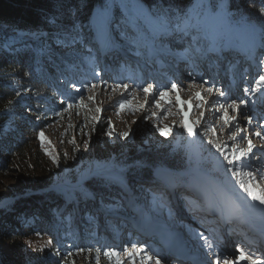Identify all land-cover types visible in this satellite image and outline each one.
<instances>
[{
	"label": "trees",
	"instance_id": "16d2710c",
	"mask_svg": "<svg viewBox=\"0 0 264 264\" xmlns=\"http://www.w3.org/2000/svg\"><path fill=\"white\" fill-rule=\"evenodd\" d=\"M121 1L127 12L120 8V0H0V178H6L5 174L9 172L16 173V169L13 168L17 165L15 159L19 161L31 156L33 149L37 148L35 143L43 126L61 117L56 115V112H66L64 111L66 105L59 103L60 99L65 98L61 89L66 88L59 70L65 68V77H68L67 70L75 73L81 68L92 66L96 46L89 42L101 35L98 31L97 14L105 5H111L109 23L112 26H120L127 30L125 22L131 14L145 29L147 35L157 37L160 33L169 34L170 31L166 33L161 31L137 11V6L153 12L157 8L171 9L169 15L172 17L177 13L181 15L190 13L192 24L196 25L197 21L203 23L207 15L214 10V5L220 2V0ZM226 2H230L231 11L255 24L257 29L264 24V17L259 15L262 0ZM139 15L149 25L145 24ZM229 23L233 22L224 24L208 22L207 29L220 40ZM72 24L75 25L78 38L75 43L67 45L63 39H57V36L59 30ZM172 27H175L174 23ZM118 40V44L128 52L136 49L126 37L121 36ZM17 91L21 93L19 98L16 96ZM99 128L97 127V130ZM96 142L97 145L107 142V146H110L114 153L98 155L96 159L93 158L91 165L83 168L81 174L68 176L66 180L71 185L79 183L83 178L86 179L81 187L67 192L66 196L60 191L57 194L56 190L49 189L55 184L54 180L38 177L26 181L22 179L16 187L7 190L5 194H0V204L18 198L12 200L4 209L0 208V264H28L20 262L15 255L7 254L8 252L2 248V240L9 238L11 243L21 244L25 234L30 231L47 236L64 255L67 251H73V256L68 257L71 264L72 257L82 254L75 251L82 244L81 227L73 221L71 201L82 208L86 203L96 202L97 207L103 211L130 215L127 200L118 184L111 180L88 176L91 168L96 173H108L107 176H114L133 188L131 184L134 180L150 179V171L153 168L181 172L189 170L195 162V148L190 139L188 141L183 139L181 146L175 150L171 146H160L157 142L138 145L131 137L118 144L115 138L108 139L105 133H101ZM203 167L215 178L228 181L236 188L235 180L230 174L226 177L222 170L213 169L209 165ZM173 176L178 178L177 175ZM136 188L143 190L142 185H137ZM27 195L29 196L19 198ZM135 199L140 206V200ZM117 201L120 202V206L115 211L107 207L115 205ZM64 202L69 208L66 212H61L64 210L62 208ZM41 208L45 211L43 212ZM94 211L93 208L85 213L84 220L87 225L92 223L90 216ZM88 236L89 245H94L95 236ZM95 250L84 253V264H97ZM52 251V247L43 251L41 258L33 259L32 264H41ZM103 252L104 250H101L99 254L98 264H101L100 258L111 263V259L104 256Z\"/></svg>",
	"mask_w": 264,
	"mask_h": 264
},
{
	"label": "rangeland",
	"instance_id": "374dc122",
	"mask_svg": "<svg viewBox=\"0 0 264 264\" xmlns=\"http://www.w3.org/2000/svg\"><path fill=\"white\" fill-rule=\"evenodd\" d=\"M120 8L125 11L126 6L122 3L120 0ZM130 18L131 15H130ZM139 18L142 20L141 15H139ZM134 19V16H133ZM144 23L145 21L142 20ZM146 24V23H145ZM110 25L108 22L106 25V28ZM116 26V25H114ZM113 26V28H115ZM206 25L199 26V28L194 27L191 30H189L187 33L171 30L170 33L167 36H160L159 37H152L151 39L157 38V45L158 47H161L163 45V49L161 50L166 51L167 57H165V53H162L161 56L162 59L167 60V63H174L177 54H181V58L186 60V62L189 63L191 66L194 62H204L199 59H194V50L198 48H203L205 46V38L208 37V41L214 39L213 35L207 31ZM141 27V26H140ZM174 28V27H173ZM109 30V28H107ZM143 30L144 28H138L136 27V33L133 31L128 32L123 30L121 27L116 26V28L113 30V38L110 39L108 37V32L106 34L103 32L102 35L97 36L96 38L92 39L93 41L89 42L90 44H94L96 46V50L93 53L94 60H95V66L100 68L101 61V52L103 49H105V53L108 55H113L116 58L117 61L115 64L111 66L112 70L114 69L118 70L119 74H124L126 78H128V81L125 83H128L129 85L132 84L135 87H130L129 92L133 93L135 98L129 97L128 93L124 92V90L116 89L115 91L112 90L114 87L113 85H109L108 82L102 81L100 84L97 83V87L92 90H84L83 96H84V102L83 106H79V102L75 101V103L78 106H74L72 109L66 111L63 113V115L57 119L52 120L51 122H48L43 126L40 133L42 132L44 135L43 141L40 139V136L37 138L38 141L35 143L37 145V151L36 149H33V152L31 156L26 157V159L16 161L17 165H14L13 168L16 169V173H7L5 174L6 178H0V194H5L7 190L11 189L12 187H16L20 181L23 179L26 181L27 179H31L33 177L38 178H47L55 181V184L49 187V189L56 190L57 194L58 192H62L63 195H67V192L74 191L78 187H81V184L84 182L86 178H83L78 183V186H74L69 184L66 178L68 176H71L72 174L77 175L81 174L83 168L85 166L91 165V162L95 157L98 155H103L107 153L108 155L111 153H114L112 151V148L110 146H107V142H103L100 145H97L96 139L101 135V133H105V131L109 128V122L112 127V136L111 138L116 140V143L122 144L124 142V139L121 138L120 134L126 131H130L132 139H134V142L139 144H148L151 142H157L160 146H171L172 149L175 150L179 146H181V142L184 139V141H188L189 139L192 141V144L195 148V160L199 163L201 161L199 159V150L203 152L202 159L207 156L206 161L214 159L215 150L211 149V146L207 144L208 139H213L218 137L220 142L222 144H227L229 147L232 146L233 141L231 139V134L235 132L234 130L230 129L229 126H223V120L219 119L223 114V110L219 109L218 105H214L215 107L211 106V110L214 112L210 114V116L205 118L203 121L200 120V126L197 127L195 122L200 119V113L208 112L207 110H210L209 105L207 104H201L199 100L193 99L192 95L199 92L202 95V98L204 101H208V96L214 95L211 93H207L205 89H197L190 86L180 87L183 90L178 89V94L180 97L181 103L176 102V94H171L168 99L172 101V103H165L164 101H161L160 108H156L151 104V102H148L146 104L145 102V95L143 92L139 90L136 86H142L140 83V75L138 71H140V68L138 66L139 61L138 59L142 60L143 57L148 56L147 54H144L145 51L143 49ZM140 32V33H139ZM139 33V35H138ZM209 35V36H208ZM126 37L128 42L133 43L136 47V51H134L135 57H132L130 54L132 53H124L122 52V48H120L118 43V38L120 37ZM149 40V39H148ZM148 40L146 42H148ZM115 42V45L112 46V44ZM111 44L108 46V44ZM117 45V47H116ZM108 46V47H107ZM220 52V50L217 49V53ZM140 55L138 56L137 54ZM169 53V54H168ZM200 53V52H198ZM262 54V55H261ZM258 65H256L252 69L253 74V81L251 82V86L254 84L255 79L258 77L261 72H264V67H261L260 60L264 59V49H262V52L259 55ZM262 56V57H261ZM214 58V67L215 69L218 67V61ZM130 59L129 65L133 68L130 70L123 69L124 66L121 63L119 64V60L121 59ZM155 60H160V58H157ZM163 60V61H164ZM235 62V61H234ZM234 62H231V65L234 64ZM163 66H165L164 62L162 63ZM155 62H152L151 68H155ZM230 64H227L226 70H229L231 67ZM65 68H62L59 70V72L62 73V77L64 82L66 83V88L61 89L62 96L65 98L70 93L72 97H78L80 94L76 93L72 89V84H76L78 87H82L86 84L84 81V77L76 76L77 73H73L70 70H67V76L65 77ZM149 68L147 66H144L142 69V72H148ZM249 68L247 70H244V67L241 68V76L239 78L238 83L243 86L246 81L248 80ZM80 76H83V74H79ZM85 76V75H84ZM172 75H169V72L164 69V72L161 74L160 79L157 77L156 79L160 82H165L166 79L168 81H172ZM166 77V79H165ZM81 79V80H80ZM100 76L98 77L97 82H99ZM83 80V81H82ZM150 81L147 79L145 80L143 86H147ZM131 82V83H130ZM92 83H96L95 79H90L89 85ZM131 86V85H130ZM61 88V87H60ZM205 96V97H204ZM88 97H94L93 100H89ZM212 97V96H211ZM125 98L131 99V104H126L123 109L119 107L120 102H122ZM243 99H247V97H242ZM206 99V100H205ZM214 99V98H213ZM253 99L256 102H259L260 105L264 108V95H261L260 93H256V95L253 97ZM216 100V99H214ZM242 100V99H241ZM70 102H73L72 100H69ZM199 101V102H198ZM213 101V100H212ZM214 102V101H213ZM217 102V101H216ZM239 102V101H238ZM140 105H145V107L141 108ZM199 105V107H197ZM194 108V111L192 109ZM97 109H100V111H97ZM134 109H138L133 111ZM162 109H166V111H162ZM214 114L215 117H214ZM232 117L231 115H229ZM187 120L189 126L193 127L195 131L198 132H204L206 125H211L212 122H214L215 127V136L212 131H208L206 135L203 136H196V137H189L187 132L181 127V124L183 121ZM235 123H233L234 125ZM165 125L173 126L172 131L167 137L161 136L159 134L158 128H163ZM220 126V127H219ZM97 127H100L97 130ZM242 128V127H241ZM108 139L110 137L106 135ZM240 136H243L242 132L237 137V140L235 142L236 147L240 149L243 148V143L247 145V141H242L240 139ZM245 136V135H244ZM256 140V138H254ZM253 139V142L255 141ZM85 141H88L87 146L85 145ZM258 142H261V139H257ZM256 142L255 145L258 143ZM263 144V142H262ZM139 147V146H138ZM143 147V145H142ZM199 148V149H198ZM50 153V154H49ZM98 153V154H97ZM65 154H67V159L65 158ZM257 154V153H256ZM218 155V154H215ZM40 156V157H39ZM56 156L59 160V166L57 164L53 163L52 157ZM41 159V160H40ZM205 161V160H203ZM202 161V162H203ZM214 162V161H213ZM212 162V163H213ZM206 163V162H205ZM209 165V164H207ZM209 166L212 167L210 164ZM220 169V168H218ZM152 170V169H151ZM195 175L201 177L203 180H206V176L203 174H198L197 170H193ZM253 171V169H252ZM115 172V171H111ZM163 172V171H159ZM254 172V171H253ZM105 175L101 176L96 173V171H93V169H90L89 175L91 177H99L106 180H111L113 182H118L120 179L114 177V176H107L108 173L102 172ZM152 172L150 171V174ZM159 178H162L159 176ZM244 180H248L249 178L247 176L241 177ZM192 182V181H190ZM258 182V181H257ZM119 183V182H118ZM120 181L119 188L124 193L125 198L127 200V209L129 211L130 216H125L123 214L119 213H111L107 212L106 210L103 211L97 207L96 202L86 203L83 208L80 207L79 204H76L75 202L71 201L72 206V213L74 214V223H76L79 227H81V246L80 248L84 249H100V250H107V249H114L115 246L113 242H115L116 235H122L120 232H125L126 228L129 227H135L136 223L140 225V220H137V218H140V214L137 213V210L135 212L131 211L134 207V202L136 201L135 198L140 200V206L141 211L143 212L145 210V213H149L150 216H157L158 219H160L163 227H166L164 223L169 224V218L165 217V209L162 208V202L159 200L160 194L162 192L164 193V190H160L159 183L155 181H151L150 179H138L134 180V183L132 182V186H128L127 184ZM228 185L231 186L230 182H227ZM259 184V182H258ZM137 185H142L143 190H137ZM191 187L195 185L194 183H190ZM128 186V187H126ZM209 191L210 189H214L210 184L208 185ZM237 192H239L238 187ZM261 188V187H259ZM184 192H180L178 197H176V200H181L182 198L192 197L189 191L187 193H184L183 196L181 194ZM40 193H35V195H39ZM187 194V195H185ZM216 194V195H215ZM243 195V193H240ZM215 195V197H214ZM27 196H21L19 197L22 199L23 197ZM214 197V199L212 198ZM194 198V197H193ZM18 198H14L11 200H8L6 203H4V206L1 207V209L6 207L7 205L11 204L12 200H17ZM117 199H114L116 201ZM218 200V191H213V193L210 195L209 203L211 201ZM134 201V202H133ZM150 202V203H149ZM252 201L248 200V203L250 204ZM147 203H149V207L147 208ZM207 203V201H206ZM253 203V202H252ZM61 212H66L69 208V205L66 204V202L63 203ZM95 209V211L91 214L92 223H89V225L86 224L85 219V213L87 211H91L92 209ZM140 209V207H139ZM144 209V210H142ZM149 209V210H147ZM43 212L45 209H42ZM261 213V212H257ZM219 215V213H218ZM212 216V217H210ZM206 219H210L211 222H213L214 219H216L219 222L218 216H215L214 214H210ZM253 221L256 224H264V214L261 213L260 216L255 215L253 216ZM136 222V223H135ZM83 225H82V224ZM174 226V224H172ZM138 227V226H136ZM95 229L93 232L92 229ZM119 229V230H118ZM138 231H140V228H137ZM165 229V228H164ZM162 231V228L159 229ZM170 230V229H169ZM91 231L93 233H91ZM109 233V236L107 235ZM88 235L95 236V244L89 245L88 243ZM163 235V236H162ZM162 240L169 241V243L173 242L174 239H168L167 232L162 231L161 233ZM97 239H101V243H97ZM181 239V235L178 237L177 242H179ZM48 237L45 235L37 234L33 231H30L29 233L25 234V238L22 240L21 244H13L10 242L9 238H6L5 240H2V248L7 254L15 255L17 259L21 262H25L28 264H32L33 259H40L41 258V251L39 249L43 248L45 250L51 249V247L47 244ZM93 240V241H95ZM179 244V243H178ZM31 245V246H29ZM92 246V247H91ZM88 251L83 252L80 256H74L72 257V262L74 264H84V253ZM66 255L62 254L60 256H48L45 260L41 261V264H60V261L65 257ZM125 255L122 253V255L119 257L121 260V264H131L134 258H131L130 261L123 262V258ZM117 257L112 256L111 263H108L107 260H104L103 258H100L101 264H116ZM137 264H145V260L141 259V261Z\"/></svg>",
	"mask_w": 264,
	"mask_h": 264
},
{
	"label": "snow or ice",
	"instance_id": "6c2138e0",
	"mask_svg": "<svg viewBox=\"0 0 264 264\" xmlns=\"http://www.w3.org/2000/svg\"><path fill=\"white\" fill-rule=\"evenodd\" d=\"M111 5H105L102 10L97 14L98 20V31L102 35L104 26L109 22ZM137 11L143 15L146 19L150 20L154 25L158 26V28L163 32H168L171 30L180 31L187 33L189 29L193 27L199 28L200 21H197L196 25L192 24V16L190 13H184L181 15L177 13L175 17L169 15L171 9H163L157 8L155 12L150 10H145L139 6H137ZM259 15L264 17V0H262V6L259 8ZM229 21L233 23L243 25L248 35L251 37V48H256L257 46L261 49H264V24H262L259 29L255 24L247 21L243 16H237L236 13L230 10V2H226V0H220L218 5H214V10L207 15L204 23L212 22L214 24H224ZM175 24L173 28L172 25ZM78 38V33L76 32L75 25L72 24L68 27H65L59 30L57 39H63L64 43L67 45H71L75 43ZM258 40V45H257ZM261 67H264V59L260 60ZM95 76H101L100 71H95ZM191 75V74H190ZM192 83H200L203 85H208L205 88L207 93H217L220 98L216 103L218 104L219 109L223 110V114L218 117L223 120V126H229L235 123V132L231 134V139L233 144L229 147L227 144H222L218 137L213 139H208L207 144L211 146V149L215 150L214 158L216 160L217 166L223 171L225 176L227 177L229 174L233 180H235V185L238 187L239 192L236 191L235 187H232L228 184H225L220 189H218V200H214L210 202L209 210L212 212L219 213V222L222 224H231L233 219L239 218L242 216L243 209H250L255 207V204L258 202L260 205L264 206V188H259V184L257 182L256 172L252 171L253 165L251 161L253 159L259 160L260 156L253 152V144L252 140L248 136H240L242 141H247V147L244 149H240L236 147V140L239 134L243 131L241 125L239 123V117H243L244 120L247 121L246 127L252 129L251 135H254L264 141V119L258 120L256 123V127L253 128V117L248 115L246 112L241 110V105L244 108H247L249 102L251 101L253 104L255 100L253 97L256 93H260L264 95V72L258 75L255 79L254 84L251 87H244L243 93L247 99L240 100L237 103L236 100H231L230 102H221L226 97V92L216 87L215 82H209L208 79L201 78L199 81L195 77L192 79ZM72 89L74 92L80 94L78 97H72L69 93L68 96L64 99H60L59 103L61 105H66L64 111H68L72 109L74 106H78L75 101L79 102V106H83L84 96L83 91L86 89L88 91H92L97 87L96 83H92L90 85H84L82 87H78L76 84H72ZM142 91L145 95V102H151L153 106L156 108H160L161 101L165 103H172L168 97L171 94H176V102L181 103L180 97L178 94V89L180 88L177 82L173 81L170 84L166 85H154L149 83L147 86H136ZM123 89L124 92L128 93L129 97L135 98L134 94L129 92L130 85L128 83L116 82L113 91L116 89ZM16 96L19 98L21 93L19 91L16 92ZM195 98L200 101L201 104L208 103L209 107H211V103L204 101L201 93H195ZM89 100H93L94 97H88ZM72 100L73 102H69ZM9 103H12L9 101ZM131 104V99L125 98L122 102H120L119 107L123 109L125 105ZM139 107L143 108L145 105H140ZM199 107V105H197ZM228 109H232L233 112L236 113V116L230 117ZM138 110L134 109L133 111ZM10 111V109H9ZM100 111V109H97ZM162 111H166V109H162ZM56 115L62 116V112H56ZM204 113H200V119H198L195 124L197 127L200 126V120L204 119ZM181 127L187 132L189 137L203 136L206 135L208 131H212L215 136V127L212 125H206L204 132H198L193 129V127L189 126L187 120L183 121ZM173 126L165 125L163 128H158L159 134L161 136L167 137L172 131ZM113 134L112 127L109 122V128L105 131V135L111 137ZM131 135L130 131H126L120 134L121 138L128 139ZM40 139L43 141L44 135L41 132L39 134ZM88 141H85V145L87 146ZM50 154V153H49ZM65 158L67 159V154H65ZM53 163L59 166V160L56 156L52 157ZM256 171H260L259 168ZM98 175L104 176V173H98ZM247 176L249 179L244 180L241 177ZM240 193H243L241 195ZM248 200L252 201V204L248 203ZM103 204V201H101ZM120 206V202L117 201L115 205L107 206L110 210L115 211L116 208ZM264 210V209H262ZM233 230L229 229V233ZM214 232H218V229L214 230ZM199 239L203 241V247L207 249L208 255L212 257L211 261H208L207 264H241V261H247L248 264H264V258L257 257L252 254L247 253L244 248L237 246L236 251L239 255L232 256L231 254L222 252L218 247H214L212 240L209 236L199 233ZM47 244L53 248V251L50 253L52 256H60L61 250L58 246L53 244L51 239L48 240ZM31 246V245H29ZM71 248V245L68 246ZM132 249H135L137 254H143V256L151 261L154 259V264H163L162 259L157 255L153 257L149 254L148 250L145 246L137 247L136 244L131 245ZM43 252V248L39 249ZM76 253H83L85 251L91 252L92 249H84L77 248ZM97 253L96 260L97 264L99 261V254L101 252L100 249L95 250ZM125 253L131 259L133 253L129 250L126 245L121 251H117L116 249H107L104 250L103 255L111 259L112 256H116V264H121V260L119 257L121 254ZM73 251H67L66 256L60 261V264H69L68 257L73 256ZM74 264V262H71Z\"/></svg>",
	"mask_w": 264,
	"mask_h": 264
},
{
	"label": "bare ground",
	"instance_id": "6f19581e",
	"mask_svg": "<svg viewBox=\"0 0 264 264\" xmlns=\"http://www.w3.org/2000/svg\"><path fill=\"white\" fill-rule=\"evenodd\" d=\"M202 76V75H201ZM201 76H199V80H200V78H201ZM158 77V76H157ZM158 79H160V78H158ZM157 80V79H156ZM158 81V80H157ZM144 82H145V80H144ZM158 83H160V82H158ZM154 85H156V81H155V83H154ZM143 86V85H142ZM145 86V85H144ZM142 92V91H141ZM227 93H231L230 91H228L227 90ZM193 97H194V95H193ZM205 97V96H204ZM210 98V96H208V99ZM193 99H196V98H193ZM206 100V99H205ZM212 100H214L213 98L212 99H209L207 102H209V103H211V105L213 106V107H215L214 106V102L212 101ZM238 101V100H237ZM199 102V101H198ZM237 103H239V102H237ZM207 104V106L209 105L208 103H206ZM210 108V110H207L208 112H205L204 113V117L207 119V117L208 116H210V114H212V113H214L211 109V107H209ZM193 111H194V108H193ZM215 115L216 114H214V117H215ZM229 115H231V114H229ZM253 115L256 117V112H254L253 113ZM257 116H258V114H257ZM205 118L203 119V121L205 120ZM211 125L213 126L214 125V122H212L211 123ZM220 127V126H219ZM234 128H235V124L233 125H231V127H230V129H232V130H234ZM251 131H252V129H251ZM249 136H250V133H249ZM251 140H252V144H253V146L255 145V143L256 142H258L257 141V139H259L258 137L256 138V140L254 139V137H249ZM253 139L255 140L254 142H253ZM244 145H243V148H246L247 147V145L245 144V143H243ZM262 144V143H261ZM257 145H258V143L255 145L256 147H257ZM253 147V152L254 151H257L258 149L256 148V147ZM259 146V145H258ZM261 149H263L264 150V145L261 147ZM194 170V169H193ZM256 176H257V181L259 182V187H261V188H264V172H259V173H256ZM211 190V192L213 193V189L211 188L210 189ZM216 195V194H215ZM215 195H214V197H215ZM214 197H212L213 199H214ZM189 198V197H188ZM178 233V232H177ZM163 236V235H162ZM167 236L169 237V234L167 233ZM167 237V238H168ZM165 240V239H164ZM178 244V243H177ZM180 245V244H179ZM184 244H182V246H183ZM184 247V246H183ZM199 249H201V247H199ZM129 260H127V261H130L131 259L130 258H128ZM138 261H141L140 259L138 260Z\"/></svg>",
	"mask_w": 264,
	"mask_h": 264
},
{
	"label": "water",
	"instance_id": "95a60500",
	"mask_svg": "<svg viewBox=\"0 0 264 264\" xmlns=\"http://www.w3.org/2000/svg\"><path fill=\"white\" fill-rule=\"evenodd\" d=\"M1 206H4V202H3V204H0V207H1Z\"/></svg>",
	"mask_w": 264,
	"mask_h": 264
}]
</instances>
